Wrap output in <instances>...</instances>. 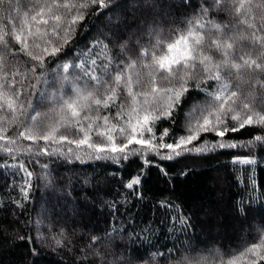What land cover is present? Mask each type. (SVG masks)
<instances>
[{
    "label": "snow or ice",
    "instance_id": "snow-or-ice-1",
    "mask_svg": "<svg viewBox=\"0 0 264 264\" xmlns=\"http://www.w3.org/2000/svg\"><path fill=\"white\" fill-rule=\"evenodd\" d=\"M129 6V0H0V23L7 21L0 28V153L8 157L3 167H15L28 178L21 189L25 199L32 173L21 154L62 153L117 165L151 154L142 160V171L125 183L142 198L136 186L142 185L143 167H156L168 175L152 157L173 160L186 153L264 143V134L253 133L243 142L229 138L249 127L264 128V104L253 102L254 91L264 94V3L212 0L209 5L203 0L197 5L180 0L179 7L198 10L168 40L160 24L173 15L177 7L173 0H132L143 28L125 36L127 20L111 16L114 39L96 38L68 59L87 10L103 15L124 12ZM220 12H228L235 25H246L248 34H230L235 25L217 22L213 13ZM245 40L262 50L254 54L242 46ZM50 64H56L55 69L50 70ZM245 85L254 91H246ZM193 93L204 99L186 111L184 133L172 135L165 127L158 134L161 122L177 124L178 112ZM209 133L218 139H202ZM232 162L252 165L256 160L233 156ZM161 206L171 207L167 201ZM111 207L118 211L115 204ZM176 219L184 224L188 218ZM27 239L33 244L31 255L38 256L35 242ZM262 250L264 239L240 258L251 253L264 259Z\"/></svg>",
    "mask_w": 264,
    "mask_h": 264
},
{
    "label": "trees",
    "instance_id": "trees-1",
    "mask_svg": "<svg viewBox=\"0 0 264 264\" xmlns=\"http://www.w3.org/2000/svg\"><path fill=\"white\" fill-rule=\"evenodd\" d=\"M173 2L177 5L172 9L173 15L160 24L168 40L174 39L177 29L183 28L186 19L198 10L179 7L180 0ZM202 2L193 0L197 5ZM208 2L211 5L212 0ZM252 2L255 5L264 0ZM129 4L124 12L105 11L103 15L87 10L68 59L96 38L105 42L114 39L109 25L111 16L127 20L125 36L143 28L140 13H133L132 0ZM213 16L221 24L235 25L228 12ZM256 22L259 23L258 16ZM6 23H0V28ZM248 31L246 25H235L230 34ZM139 35L148 39L143 32ZM241 44L254 54L262 50L258 45L253 48L250 40ZM55 67L56 64L49 65L50 70ZM245 90L254 91L247 85ZM203 99V95L197 97L193 93V98L178 112L177 124L161 122L158 134L165 127L171 129L172 135L184 133L186 111ZM253 102L264 104V94L254 91ZM253 133L264 134V128L249 127L229 134V138L243 142ZM202 139L211 142L218 138L209 133ZM165 141L171 142L168 138ZM150 156L131 157L117 165L107 160H77L62 153L21 154L20 159L32 173L25 199L21 189L28 178L15 167H3V160L8 157L0 153V264H227L229 260L236 263L241 253L264 239V143L186 153L173 160L152 157L167 169L168 175H162L156 167H143L142 185L136 186L142 198H138L132 194L133 189L125 188V183L142 171V160ZM233 156H248L256 163L233 164ZM164 201L171 207H162ZM113 204L118 211L111 207ZM176 217H187V223L181 224ZM93 236L97 237L95 241ZM29 237L35 242L38 256L31 255L33 244ZM209 244L217 249L216 253L208 251ZM197 252L202 256L196 257ZM253 256L247 253L243 259L250 260L247 264H264V259Z\"/></svg>",
    "mask_w": 264,
    "mask_h": 264
},
{
    "label": "rangeland",
    "instance_id": "rangeland-1",
    "mask_svg": "<svg viewBox=\"0 0 264 264\" xmlns=\"http://www.w3.org/2000/svg\"><path fill=\"white\" fill-rule=\"evenodd\" d=\"M258 227H257V225L256 224H254V229H257ZM253 229V230H254ZM246 232H247V230H246ZM242 238H244V237H242ZM210 246L208 247L209 249H208V251H210V252H212V253H216L217 252V249H215V247H211V244H209ZM190 246H192L191 244H190ZM262 254H264V253H262ZM195 256L196 257H200V256H202V254L201 253H199V252H197L196 254H195ZM257 257H259V255H254L253 256V258H257ZM252 258V259H253ZM250 261V260H249ZM248 261V262H249ZM245 259H238L237 261H236V263L235 264H247L248 263Z\"/></svg>",
    "mask_w": 264,
    "mask_h": 264
}]
</instances>
